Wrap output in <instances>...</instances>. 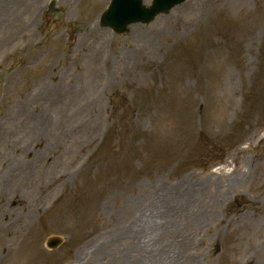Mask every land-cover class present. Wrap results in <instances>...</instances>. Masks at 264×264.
I'll return each instance as SVG.
<instances>
[{
    "label": "rangeland",
    "instance_id": "obj_1",
    "mask_svg": "<svg viewBox=\"0 0 264 264\" xmlns=\"http://www.w3.org/2000/svg\"><path fill=\"white\" fill-rule=\"evenodd\" d=\"M51 1L0 0V264H264V0Z\"/></svg>",
    "mask_w": 264,
    "mask_h": 264
},
{
    "label": "water",
    "instance_id": "obj_2",
    "mask_svg": "<svg viewBox=\"0 0 264 264\" xmlns=\"http://www.w3.org/2000/svg\"><path fill=\"white\" fill-rule=\"evenodd\" d=\"M144 0H112L107 11L102 15L101 26L111 28L118 34L127 31L129 25L142 22L151 23L158 15L169 12L172 8L183 4L187 0H154L152 7L147 8ZM54 5V4H53ZM53 5L51 6L52 10ZM63 14H58V18ZM61 239H52L49 247L55 248Z\"/></svg>",
    "mask_w": 264,
    "mask_h": 264
},
{
    "label": "bare ground",
    "instance_id": "obj_3",
    "mask_svg": "<svg viewBox=\"0 0 264 264\" xmlns=\"http://www.w3.org/2000/svg\"><path fill=\"white\" fill-rule=\"evenodd\" d=\"M149 3V0H147V4Z\"/></svg>",
    "mask_w": 264,
    "mask_h": 264
},
{
    "label": "trees",
    "instance_id": "obj_4",
    "mask_svg": "<svg viewBox=\"0 0 264 264\" xmlns=\"http://www.w3.org/2000/svg\"><path fill=\"white\" fill-rule=\"evenodd\" d=\"M116 130V129H115Z\"/></svg>",
    "mask_w": 264,
    "mask_h": 264
}]
</instances>
